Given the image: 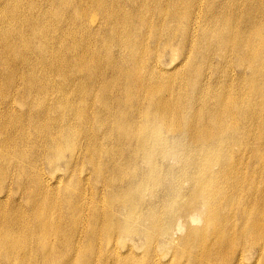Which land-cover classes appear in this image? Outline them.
Returning a JSON list of instances; mask_svg holds the SVG:
<instances>
[{"label": "bare ground", "instance_id": "bare-ground-1", "mask_svg": "<svg viewBox=\"0 0 264 264\" xmlns=\"http://www.w3.org/2000/svg\"><path fill=\"white\" fill-rule=\"evenodd\" d=\"M39 1L0 0V62L12 61L10 53L15 48L30 51L28 58L19 57L20 73L14 80L20 81L28 94L36 73L58 85L63 97L70 88L84 96L87 88L75 75L87 74L89 56L79 60L76 72L66 65L60 67L58 47L52 42L60 44L74 28L69 20L64 25L70 29L55 35L57 29L48 19L54 17L60 23L65 18L59 16L57 8L52 13L45 9L39 12ZM60 1L54 0L53 5ZM64 1L69 5L73 0ZM81 1L84 14L88 10L102 12L109 14L106 17L111 26L119 22L113 7H105L99 0ZM150 1L152 9L163 16L168 14L169 5L173 7L165 17L169 20L160 25L166 33L161 52L174 43L173 26L185 19L192 22L195 35L183 46L178 44L189 63L184 71L170 76L174 83L170 88L137 82L144 93L151 92L155 98L146 110L141 109L138 99L134 106L127 96L123 100L113 93L108 97L104 94L109 90L107 82L93 91V102L100 104L107 126L102 136L89 139L90 177L96 197L88 218L91 242L105 243L108 264H264V0H220L217 9L207 0L203 15L199 12L202 0L188 2L185 8L180 0ZM152 9L145 6L142 11L150 15ZM7 16L14 20L8 29ZM90 19L92 25L94 19ZM18 24L26 26L27 34L20 33ZM30 36L40 39L37 51ZM23 65H32L30 75L21 70ZM207 69L209 73H205ZM185 84L193 91L192 97L187 95ZM39 89L43 92L45 86ZM166 92L171 97L166 98ZM80 113L75 110L76 117L83 115ZM45 118L40 113L28 118L9 110L1 112L0 145L18 143L17 138L26 139L33 131L41 142ZM53 140L64 143L48 158L53 170L42 176L45 185L57 186L61 175L55 163L64 158L65 151L72 155L79 142L65 135ZM54 208L53 199H45L31 214L41 233L35 235L39 236L35 237L36 246H46L41 252L42 263L49 264V256L60 253L61 264H88L86 254L80 255L81 233L77 229L85 219L82 207L73 212L69 236L62 240L57 238L63 229L61 221L51 215ZM15 225L22 227V219ZM6 237L17 239L14 231H8ZM21 246L20 264H29L23 255L25 246ZM119 248L125 249L122 256Z\"/></svg>", "mask_w": 264, "mask_h": 264}, {"label": "rangeland", "instance_id": "rangeland-1", "mask_svg": "<svg viewBox=\"0 0 264 264\" xmlns=\"http://www.w3.org/2000/svg\"><path fill=\"white\" fill-rule=\"evenodd\" d=\"M99 1L105 7L110 9L113 7L116 10V15L119 17L117 24H112L111 26L110 20L106 17L109 14L106 13L90 12L88 10L87 14H84L81 0H73L69 5L64 0L56 5H53L54 0H40L38 2L39 12L45 9V12L52 13L54 11L53 8H57L59 16H63V19L65 18V21L60 23L54 17L53 19H48L52 23L53 28L57 29L55 30V35L56 33L59 34V32L62 33L70 29L64 25L69 20H71L69 26L74 28L72 34L64 36V40L60 44H57L56 41L52 42L54 46L58 47L57 50L61 60L59 63L60 67L66 65L67 67L69 66L68 69L71 72H76V68L79 67V60L85 55L89 56L88 63L86 64L87 74L75 75L76 81H79L83 87L87 88L84 96L74 93L75 91L70 88L65 91L66 93L64 94L66 96L63 97V91H60L58 85L53 84L50 79L42 75H36V73L33 74L36 81L31 84V90L28 94L24 90L22 83L19 80V82L15 83L14 80L20 73L18 72L21 68L19 57L22 58L24 56L23 58H28L30 51L23 52L15 48L10 53L12 61L0 62V114L1 112L4 114L9 110L11 114H23L28 118L38 113L47 117L45 118L46 127L43 128L44 133H42L45 136H43L41 142L36 140L37 134L33 131L26 139L17 138L18 143H9L8 147L0 145V264H20L18 247L21 245L25 246L23 255L29 260V264L44 263L43 259H41V252H43L46 246L42 248L36 246L38 239L35 237H39L41 233L37 220L31 214L35 206L45 201V199H53L55 212H52L51 215L53 214V217L56 216L58 222L61 221L60 227L63 229L57 234V238L61 240L66 238L72 226L70 218L73 216V212L82 207L83 218L87 220L85 222L84 219L82 223L80 222L81 225L78 224L77 228L79 234L81 233V244L79 246L82 249L84 248L83 251L81 249L80 255L82 252L86 254L88 264H108L109 252L105 247V243L103 241L96 244L91 242L90 234L92 233V226L88 224V218L92 216V211L94 210L93 202L96 198L93 193V182L90 177L92 170L88 157L90 148L89 139L92 135L102 136L107 126L104 111L101 110L100 104L93 102V91L97 85L107 82V84H110L107 91L109 94L107 92L104 94L108 97L112 96V93L121 100L127 96L132 99L133 105L138 99L141 109L146 110L148 107H152V102L155 98L151 92L145 91L144 93L142 86L137 82L142 80L144 83L148 82L151 85L154 83L159 87L167 86L170 88L169 85L172 83L169 81L170 76L184 71L185 64L187 66L189 63V60L185 59L186 52L182 53L180 45L178 46L180 42L183 46V43L188 41L193 33L194 35L196 33L194 32V27L192 28V22L188 23L186 19L176 28L173 26L172 33H175L174 43H171L172 46L169 47V50L165 51L166 53L161 52L166 33L161 29L162 26L160 27V25L161 22L169 20V18L165 17H168L173 11L171 5L166 9V13L168 14L163 16L152 9L153 3L150 0ZM193 1L200 2V0H180V3L182 2V8H185L188 2ZM212 1L213 8L217 9L220 0ZM206 4L207 0H202L201 4H199V12L201 11L202 15L206 13ZM145 6L152 9L150 15L143 13L142 8ZM128 14L132 16V19L123 18V16ZM66 16L67 18L69 16V18L67 19ZM91 16L94 19L92 25L90 23ZM201 19L198 21V26L201 25ZM5 21L7 29L14 26V20L11 16H7ZM17 28L20 29L21 34H27L26 26L18 24ZM30 38L33 50L37 51L41 46L40 39L35 36H30ZM15 45L17 46V44ZM171 50L173 51L171 52ZM173 52L176 55H173ZM44 55L47 56V52ZM97 67H99L98 71H96ZM21 70H25L27 75H30L33 67L32 65L31 68L29 65H23ZM207 71L208 73L210 72L207 69L205 73ZM116 72L117 74L112 75V73ZM218 73L216 72L217 75ZM95 76L98 78L96 81L93 80ZM112 79L114 80L112 81ZM87 80H89L88 83ZM42 85L45 86L43 92L39 89ZM185 86L187 88V95L192 97L193 91L189 89L188 84H185ZM110 87H113V91L112 89L110 90ZM173 87L175 88V86ZM109 91L112 92L110 93ZM165 94L166 98L171 97L170 93L166 92ZM70 101L71 103H69ZM91 108L92 111L90 110ZM75 110H80V115H83L76 117ZM1 119H3V116H1ZM1 133L0 138L2 136ZM63 133L71 141L76 139L79 142L77 144L78 147L72 155L69 154V151H65L64 158L55 163L56 170H58L57 173L61 175L60 184L57 186L45 185L42 173L50 174L51 170H53L48 163V158L54 154L56 149L62 148L64 143V140L56 142L53 138H61L64 136ZM9 187L10 191L8 190ZM20 218L23 221V226L17 227L15 221ZM41 219L43 222L46 220ZM8 231H14L17 239L6 237ZM75 231L76 229L74 228ZM38 234L39 236H35ZM90 243L92 245H89ZM9 244H11L10 248L7 246ZM85 249L86 251H84ZM124 250V248L121 249V256ZM138 251L136 250L135 252L138 253ZM59 254L55 253L56 256L48 255L49 264L50 262L61 264ZM137 255L140 257L142 254L139 253Z\"/></svg>", "mask_w": 264, "mask_h": 264}]
</instances>
